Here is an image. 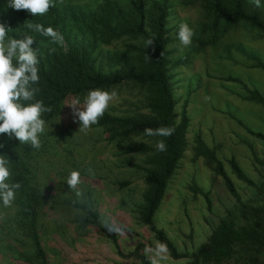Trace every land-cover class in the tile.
<instances>
[{"label": "trees", "instance_id": "trees-1", "mask_svg": "<svg viewBox=\"0 0 264 264\" xmlns=\"http://www.w3.org/2000/svg\"><path fill=\"white\" fill-rule=\"evenodd\" d=\"M89 1H92L89 7H79L69 1L60 3L55 0L56 7L43 17H32L26 10L16 11L0 2V23L13 29L9 35L19 38L20 33H28L36 40L32 45L40 49V80L34 85L40 91L36 99L43 100L45 106L52 109L51 113L43 114L51 131L46 128L41 135L43 146L40 150L0 135V144L3 145L0 155L9 158L12 172L9 182L22 184L11 207L5 209L0 202V257L9 264H48L47 253L40 244L42 237L46 236L47 242L50 238L40 235L44 223L42 220L50 212L48 191L44 190V185L40 186L46 174L44 177L39 175L43 168L50 165L51 160L44 154L51 150L52 139H56L59 134L63 137L66 134V129L61 126L64 102L77 96L82 98L90 89L111 91L124 87L139 94L137 102L141 105L138 108H145L146 111L132 114L107 111L91 129L100 131L106 142L120 144L138 139L124 152L144 155L141 171L145 188L139 208V221L148 226L156 241L168 245L171 258H186V264H264V161L257 159L253 151L254 178L243 172L233 155L225 159L230 173L247 189L245 197L241 198L224 169L222 158L215 154L216 147H208L199 136H195L192 160L201 158L212 173L211 179L221 180L233 203L218 217L205 240L189 254L178 252L164 232L154 227L153 216L167 181L187 145L185 134L188 118L182 108L178 119H175L177 100L169 82L166 1ZM198 1L202 10L200 27L195 31L191 46L186 48L185 54L178 56L181 60L171 62L173 65L178 62L188 65L189 55L200 53L206 46L216 43L225 32L238 24L264 35V16L259 13L260 10L250 8L245 0ZM28 23L52 26L63 35V44L53 43L51 38L29 30ZM149 38L154 39V43L148 48L146 41ZM50 49L55 51L50 52ZM240 97L264 108V96L255 90H246ZM161 126L173 127L175 131L169 137L144 135L145 128ZM243 128L247 134L264 143L263 131L246 126ZM159 140L167 145L166 151L156 149ZM124 184L119 183L120 186ZM189 189L202 194L209 205L206 193L193 184ZM71 204L82 208L78 203ZM87 211V214L76 219L75 225L81 229L89 224L96 225L99 221L95 212ZM108 226L97 224V229L112 243L119 257L138 260L137 264H149L140 253L144 244H137L131 251L122 252L116 246V237ZM26 243L28 249L22 251L20 247Z\"/></svg>", "mask_w": 264, "mask_h": 264}, {"label": "rangeland", "instance_id": "rangeland-1", "mask_svg": "<svg viewBox=\"0 0 264 264\" xmlns=\"http://www.w3.org/2000/svg\"><path fill=\"white\" fill-rule=\"evenodd\" d=\"M56 1H69L79 7H89L92 2ZM165 1L168 8L169 82L177 100L175 119H178L182 108L188 118L187 145L167 181L152 223L164 232L178 252L189 254L205 240L218 217L233 203L221 180L211 179L212 173L201 158L192 160L195 136H199L208 147H216L215 154L222 158L224 169L241 198L245 197L247 189L230 173L225 159L233 155L243 172L252 178L256 170L251 151L257 159L264 161V143L247 134L243 128L246 126L264 133V108L240 97L246 90H255L264 96V35L238 24L200 53L185 56L190 61L188 65L183 62L173 65L171 62L181 60L178 56L187 50L182 48L177 38L179 25L187 23L196 31L200 27L202 10L198 0ZM0 2L7 6L8 0ZM245 2L250 8L260 10L259 13L264 16V7H255L251 0ZM261 3L264 5V0ZM115 90L118 97L109 107V113L146 111L145 108H138L141 104L137 102L139 94L135 90L129 91L124 87ZM66 101L61 120L66 134L52 139L51 150L44 154L51 160L50 165L43 168L39 175L44 177L46 174L40 186L44 185V190L48 191L50 212L49 216L42 217L44 223L40 230L41 236H50L48 242L46 236L40 242L47 253L48 264H137L138 260L119 257L112 243L98 231L97 224H108L118 229L113 233L116 246L122 252L131 251L140 243L155 245L156 240L148 226L139 221L145 188L141 171L144 155L124 152L138 139L116 144L103 140L100 131H80L79 122H74L72 109L65 105ZM256 167L260 168L259 165ZM73 169L81 171L82 183L79 187L82 197L79 200L66 184V177ZM88 169H92L95 175H90ZM122 182L125 184L120 186ZM192 184L206 193L209 205L202 194L189 189ZM74 201L82 208L74 207L71 204ZM88 209L97 214L99 221L81 229L75 225L76 219L87 214ZM20 248L25 251L28 244ZM144 248L140 253L148 260ZM65 252L68 253L64 255ZM186 261V258L173 259L169 256L166 264H186ZM0 264L9 262L0 257Z\"/></svg>", "mask_w": 264, "mask_h": 264}, {"label": "clouds", "instance_id": "clouds-1", "mask_svg": "<svg viewBox=\"0 0 264 264\" xmlns=\"http://www.w3.org/2000/svg\"><path fill=\"white\" fill-rule=\"evenodd\" d=\"M255 7H264L261 0H251ZM7 7L16 11L26 10L32 17H43L50 9L56 7L55 0H8ZM27 28L42 36L51 38L53 43L63 44V35L52 26L28 23ZM13 29L0 23V135H6L9 139H16L19 144L30 145L35 150L43 146L41 135L50 124L43 118L44 113H51L52 109L46 107L43 100L36 99L40 89L35 87L40 80V49L33 48L36 41L28 33H20L10 36ZM195 30L187 23H181L178 28L177 38L182 48L191 46ZM154 39L149 38L146 45L149 48ZM55 49H50L54 52ZM118 97L116 90L102 88L90 89L81 101L79 96L66 101L65 105L72 109L74 122H79V130L87 132L93 125H97L100 119L108 111L111 104ZM173 127L161 126L158 128L147 127L144 135L150 137H169L174 133ZM156 149L160 152L167 150L163 140L156 143ZM0 147H3L0 144ZM90 175H95L92 169H88ZM12 176L9 158L0 155V202L3 207H11L16 199L20 182H9ZM82 183L81 171L73 169L66 177L69 189L75 192L76 197H82L80 185ZM77 201H74L76 203ZM110 231H118L109 225ZM145 256L149 264H166L169 258V248L165 242L156 241L154 247L146 245Z\"/></svg>", "mask_w": 264, "mask_h": 264}]
</instances>
